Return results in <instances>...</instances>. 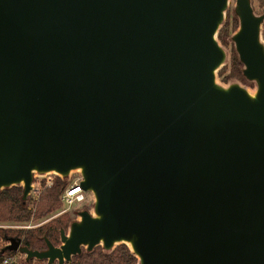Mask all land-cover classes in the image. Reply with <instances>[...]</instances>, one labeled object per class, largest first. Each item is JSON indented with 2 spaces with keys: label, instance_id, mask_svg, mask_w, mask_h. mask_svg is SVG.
<instances>
[{
  "label": "water",
  "instance_id": "water-1",
  "mask_svg": "<svg viewBox=\"0 0 264 264\" xmlns=\"http://www.w3.org/2000/svg\"><path fill=\"white\" fill-rule=\"evenodd\" d=\"M253 0H0V194L78 175L45 264H264V12ZM241 76L223 82L231 55ZM1 261V260H0Z\"/></svg>",
  "mask_w": 264,
  "mask_h": 264
},
{
  "label": "trees",
  "instance_id": "trees-1",
  "mask_svg": "<svg viewBox=\"0 0 264 264\" xmlns=\"http://www.w3.org/2000/svg\"><path fill=\"white\" fill-rule=\"evenodd\" d=\"M237 26L236 19L232 23L226 22L224 28L219 33V40L223 45H228L227 38ZM241 64L238 62L236 54L231 50V59L229 66L224 67L219 72L221 81L226 82L229 78L243 80L241 76ZM67 186L66 183L56 178L54 185L43 190L38 199L35 217L40 218L52 211L57 210L60 205V194ZM21 189L13 188L3 191L0 194V222H22L28 219L29 213L26 208H22L19 197ZM58 221L53 226L40 227L25 230L0 229V257L3 254L11 255L14 252L7 249L9 240L14 238L20 240L21 244L32 250H42L44 248L43 236H46L54 245H58L59 233ZM135 259L130 255L125 246L117 247L111 254H104L100 248H96L92 253L83 252L80 256L73 258L71 264H135Z\"/></svg>",
  "mask_w": 264,
  "mask_h": 264
},
{
  "label": "built area",
  "instance_id": "built-area-1",
  "mask_svg": "<svg viewBox=\"0 0 264 264\" xmlns=\"http://www.w3.org/2000/svg\"><path fill=\"white\" fill-rule=\"evenodd\" d=\"M262 38L264 40V23L262 26ZM80 180L81 178L76 175L67 185V187L63 190L60 194V207L58 208L59 213H65L76 210L81 204H83L86 200L87 193L83 192L80 188ZM55 176L49 175L42 178H38L32 184V193L29 198L27 205L25 206L27 212L29 213L28 219L23 221V224H27L26 226H20V230H28L32 226L29 224L34 220L35 213H36V206L38 203V198L40 193L45 190L49 189L54 185ZM33 196H36L33 198ZM5 227L0 225V229H4ZM17 253V252H16ZM14 253L11 255L3 254L0 257V264H18L17 254ZM20 255V254H19Z\"/></svg>",
  "mask_w": 264,
  "mask_h": 264
},
{
  "label": "rangeland",
  "instance_id": "rangeland-1",
  "mask_svg": "<svg viewBox=\"0 0 264 264\" xmlns=\"http://www.w3.org/2000/svg\"><path fill=\"white\" fill-rule=\"evenodd\" d=\"M233 3H234V0H231V4H230V7H232V5H233ZM253 8H254V10H255V12L257 13V14H261V13H263L264 12V0H253ZM232 19H233V16H232V14H231V11L229 12V14H228V17H227V21H229L230 23H232ZM235 19V18H234ZM226 21V22H227ZM230 35V34H229ZM228 42V41H227ZM225 46V48L230 52V55H231V50L233 49L232 48V45L228 42V45H224ZM231 59V58H230ZM229 63H230V61H229ZM229 63H228V65L227 66H229ZM226 66V67H227ZM231 78H229V80H230ZM241 82L242 83H245V81L244 80H241ZM76 176V174H73L72 176H71V178H70V180L68 181V182H64V183H66L67 185L70 183V181L73 179V177H75ZM55 180H56V177H55ZM55 182V181H54ZM67 187V186H66ZM65 187V188H66ZM64 188V189H65ZM30 197H32V196H30ZM36 196H33V198H35ZM39 199V198H38ZM60 207V205L57 207V210H55V211H52V212H50V213H48V214H46V215H44V216H42V217H40V218H34V220L29 224L30 226H35V225H37L38 223H41V222H43V221H46V220H49V219H51V218H53V217H55L56 215H57V213H59V210H58V208ZM80 208H81V206L80 207H78L76 210H74V211H70L69 213H71V217H73L74 218V212L75 211H77V210H80ZM83 209H85V208H83ZM21 224H23V221L22 222H0V225L1 226H3V227H5L4 229H9V230H20V228H17V227H20V226H26L27 224H24V225H21ZM17 254V253H16ZM17 258H18V264H26L25 263V261H24V256L23 255H19V254H17ZM30 264H43V263H41V262H32V263H30Z\"/></svg>",
  "mask_w": 264,
  "mask_h": 264
},
{
  "label": "flooded vegetation",
  "instance_id": "flooded-vegetation-1",
  "mask_svg": "<svg viewBox=\"0 0 264 264\" xmlns=\"http://www.w3.org/2000/svg\"><path fill=\"white\" fill-rule=\"evenodd\" d=\"M80 206H81L80 209L89 208L91 206V198H90V196L88 194L86 196L85 202L83 204H81ZM70 215H71V213H69V212L57 213V215L55 217H53V218H51L49 220L43 221L41 223H38L37 225L32 226L28 230L35 229V228H40V227L46 228V227H49V226H53L55 221H58L59 228L62 227L63 229L67 230L69 222L73 219V217H71ZM28 230H26V231H28ZM58 242H59V233H58ZM55 246H57V245H55ZM44 249H45V243H44V248L42 250H44ZM42 250H38V251H42ZM24 258H25V256H24ZM24 261H25V259H24ZM35 261L36 260L32 259V260L29 261L28 264H30L32 262H35ZM36 262H39V261H36ZM41 263L45 264V262H41Z\"/></svg>",
  "mask_w": 264,
  "mask_h": 264
}]
</instances>
